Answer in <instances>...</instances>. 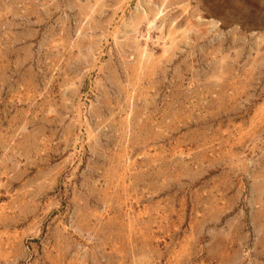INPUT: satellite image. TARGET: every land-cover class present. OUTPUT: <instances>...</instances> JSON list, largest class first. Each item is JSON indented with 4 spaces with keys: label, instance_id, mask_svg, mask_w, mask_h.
I'll list each match as a JSON object with an SVG mask.
<instances>
[{
    "label": "rangeland",
    "instance_id": "374dc122",
    "mask_svg": "<svg viewBox=\"0 0 264 264\" xmlns=\"http://www.w3.org/2000/svg\"><path fill=\"white\" fill-rule=\"evenodd\" d=\"M0 264H264V0H0Z\"/></svg>",
    "mask_w": 264,
    "mask_h": 264
},
{
    "label": "bare ground",
    "instance_id": "6f19581e",
    "mask_svg": "<svg viewBox=\"0 0 264 264\" xmlns=\"http://www.w3.org/2000/svg\"><path fill=\"white\" fill-rule=\"evenodd\" d=\"M208 1V0H207ZM246 1V0H245ZM257 1V0H251V2ZM244 2V1H243ZM259 2V1H258ZM215 6V5H214ZM248 6V5H247ZM251 6V5H250ZM256 6V5H255ZM254 7V6H253ZM221 12V11H220ZM247 14V13H246ZM251 14V13H250ZM222 16V15H221ZM231 19V18H230ZM237 21V20H236ZM245 22V21H244ZM247 25V24H246ZM173 47V46H172Z\"/></svg>",
    "mask_w": 264,
    "mask_h": 264
}]
</instances>
